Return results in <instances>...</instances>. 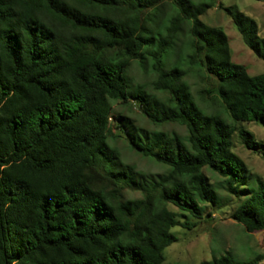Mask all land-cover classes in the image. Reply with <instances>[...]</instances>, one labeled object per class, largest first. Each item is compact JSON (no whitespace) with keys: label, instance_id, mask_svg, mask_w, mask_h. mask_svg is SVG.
<instances>
[{"label":"trees","instance_id":"16d2710c","mask_svg":"<svg viewBox=\"0 0 264 264\" xmlns=\"http://www.w3.org/2000/svg\"><path fill=\"white\" fill-rule=\"evenodd\" d=\"M163 2L0 0V264H162L175 240L170 228L189 227L179 217L227 204L204 167L238 199L229 217L248 232L264 229V187L248 185L247 167L230 149L235 132L264 159V145L242 124L264 125V71L249 74L230 60L226 34L200 19L211 0H169L173 12L161 17ZM224 10L264 60L255 21ZM133 59L149 64L161 95L129 84ZM190 69L211 79L196 97L184 79ZM202 91L213 92L231 123ZM111 100L134 101L152 123L184 126L183 135L147 132L117 114L128 145L167 171L142 173L108 144L118 127ZM261 259L264 250L245 259L225 251L197 264Z\"/></svg>","mask_w":264,"mask_h":264},{"label":"rangeland","instance_id":"374dc122","mask_svg":"<svg viewBox=\"0 0 264 264\" xmlns=\"http://www.w3.org/2000/svg\"><path fill=\"white\" fill-rule=\"evenodd\" d=\"M197 2L199 0H190ZM212 6L200 15V19L207 25L218 26L226 34L230 60L241 63L246 68L247 73L253 74L264 71V60L258 58L242 41L240 34L232 23L230 16L224 10V7H232L240 10L255 21L256 32L264 37V0H211ZM163 13L161 17L172 14L173 7L169 0L163 2ZM180 41H185L184 50L188 51L186 46L188 34L184 32L179 36ZM173 54L169 55V59ZM170 63L169 61H167ZM126 75L131 86L140 84L146 92L155 95H161L151 86V81L155 76L154 71L147 64L140 66L133 59L127 68ZM193 96L199 93L203 88L211 87V79L207 74L198 69H190L184 76ZM205 98L211 101V110H217L229 123L230 118L215 98H212L213 92L205 93ZM211 97V99H210ZM213 99V100H212ZM201 103V102H200ZM111 114L118 127L112 126L108 133L107 142L116 149L122 161L132 164L142 173H162L167 171L168 167L152 158L141 154L132 149L123 134L120 132L121 116L131 125L143 131L163 130L175 131L180 135L185 133L183 125L177 122H166L162 124L150 122L136 106L134 101L119 102L111 100ZM123 119V120H124ZM245 128L251 131L253 137L264 145V125L256 121L242 123ZM230 149L235 152L245 163L247 167V183L255 185L258 181L264 187V159L260 152L247 149L240 142L237 134L233 132L230 136ZM203 172L207 175L212 187L216 190L219 203H227L210 209L211 214H203L199 218L191 215L179 217L180 220H186L190 223L189 227L174 225L170 228L175 236V240L166 245L163 250L162 264H197L202 259H208L213 255H218L227 251L235 258L245 259L251 257L254 253L263 252L264 242L262 241L263 230L252 232L246 231L243 226L229 217L230 209L236 204L237 198L230 195L223 185V178L210 169L204 167ZM126 196H139L138 191L126 190ZM242 197V196H241ZM167 206L178 211L171 204ZM258 264H264L261 259Z\"/></svg>","mask_w":264,"mask_h":264}]
</instances>
